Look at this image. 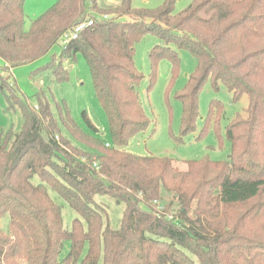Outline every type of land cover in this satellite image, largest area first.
I'll use <instances>...</instances> for the list:
<instances>
[{"label": "trees", "instance_id": "obj_1", "mask_svg": "<svg viewBox=\"0 0 264 264\" xmlns=\"http://www.w3.org/2000/svg\"><path fill=\"white\" fill-rule=\"evenodd\" d=\"M106 1L57 0L25 31V0H0L4 71L36 61L76 24L95 17L62 47L53 75L66 81L61 62L82 54L113 142L88 139L60 106L63 125L93 151L74 147L59 134L43 95L32 107L0 74L7 102L23 118L19 133H0V219L8 215L6 231L0 229V264H264V202L253 203L264 193V0H194L177 14L173 0L156 10L134 9L133 0ZM103 14L108 19L98 18ZM146 35L157 41L149 53L154 73L168 58L174 79L179 58L172 48L196 60L176 94L181 135L196 129L206 82L214 91L224 87L232 103L247 97V118L235 117L225 128L226 160L185 161L187 170L180 171L173 159L124 150L149 125L136 90L143 77L134 66L135 46ZM223 114V104L211 100L202 133L213 128L219 134ZM48 188L77 213L70 230ZM162 191L177 201L176 215L159 204ZM97 196L124 204L118 230L105 222ZM248 203L240 214L230 212ZM66 241L69 251L61 259Z\"/></svg>", "mask_w": 264, "mask_h": 264}, {"label": "rangeland", "instance_id": "obj_2", "mask_svg": "<svg viewBox=\"0 0 264 264\" xmlns=\"http://www.w3.org/2000/svg\"><path fill=\"white\" fill-rule=\"evenodd\" d=\"M57 0H25L24 30L29 31L32 22L49 9ZM119 0L106 1L114 6ZM167 0H133L132 7L137 10H156L164 5ZM194 0H173V13H181L189 7ZM156 39L151 35L144 36L135 46L134 66L142 75V80L136 87L138 96L149 125L145 132L137 135L124 147L127 153L136 156H155L158 158L173 159V165L180 171H186L185 161H224L230 154V143L225 137L226 126L235 118H247L246 109L248 99L244 95L238 102L232 103L231 96L224 87L214 91L209 82H206L198 98V118L196 129L187 135L180 134L182 106L176 99L177 92L184 89L187 79L196 70V60L184 50H176L179 58L177 74L172 77V64L168 58H162L156 66L155 73L149 59V53ZM63 45L58 43L41 58L28 64L4 71L0 60V74L9 81L11 89L17 90V95L24 97L28 104L34 107L36 97L43 95L48 101L51 110L59 125V134L70 143L85 151L92 152L93 147L84 139L76 137L66 128L58 112L60 106H65L71 120L83 131L88 139L98 144H108L113 147L107 116L99 103L92 82L90 69L82 56L76 55L74 62L63 60L61 67L66 70L68 78L59 82L53 75L52 64H57L62 54ZM8 91L2 86L0 78V133H19L23 127V118L19 107L10 105L6 97ZM211 100H218L224 106V114L220 121L219 134L212 128L207 133H202L204 122L208 114ZM89 124H92L94 130ZM85 137V138H86ZM264 147V144L262 145ZM34 184L39 183V178H32ZM50 198L61 208L63 227L70 230L77 213L64 199L48 188ZM159 204L169 206L168 214L174 216L179 205L173 195L164 191L160 194ZM97 203L104 209L105 222L112 230H118L124 212V204L117 203L108 196H97ZM264 202V193L253 200V203ZM253 203L238 206L231 210L238 215ZM195 206V202L192 208ZM170 219V218H169ZM8 215L0 219V229L6 231ZM69 242L66 241L61 253V259L69 251ZM196 261V259H194Z\"/></svg>", "mask_w": 264, "mask_h": 264}, {"label": "built area", "instance_id": "obj_3", "mask_svg": "<svg viewBox=\"0 0 264 264\" xmlns=\"http://www.w3.org/2000/svg\"><path fill=\"white\" fill-rule=\"evenodd\" d=\"M98 18L102 19V20H106V19H108V15L103 14V15L99 16ZM95 20H96L95 17L90 16L88 20L76 24L71 30H69L68 32L64 33L61 36V38L59 39V42L63 46H65V45L69 44L70 42L76 40L79 33L82 32L85 28L91 27L94 24ZM106 146H108V144H106Z\"/></svg>", "mask_w": 264, "mask_h": 264}, {"label": "crops", "instance_id": "obj_4", "mask_svg": "<svg viewBox=\"0 0 264 264\" xmlns=\"http://www.w3.org/2000/svg\"><path fill=\"white\" fill-rule=\"evenodd\" d=\"M2 62V61H1ZM2 66H4V64H3V62H2ZM11 69H9V71H10Z\"/></svg>", "mask_w": 264, "mask_h": 264}, {"label": "water", "instance_id": "obj_5", "mask_svg": "<svg viewBox=\"0 0 264 264\" xmlns=\"http://www.w3.org/2000/svg\"><path fill=\"white\" fill-rule=\"evenodd\" d=\"M101 6H105V4H104V3H102V4H101Z\"/></svg>", "mask_w": 264, "mask_h": 264}]
</instances>
